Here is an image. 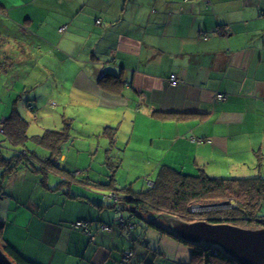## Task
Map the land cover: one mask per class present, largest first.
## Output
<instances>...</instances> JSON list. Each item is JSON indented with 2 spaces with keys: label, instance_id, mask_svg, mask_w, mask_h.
Masks as SVG:
<instances>
[{
  "label": "crops",
  "instance_id": "crops-1",
  "mask_svg": "<svg viewBox=\"0 0 264 264\" xmlns=\"http://www.w3.org/2000/svg\"><path fill=\"white\" fill-rule=\"evenodd\" d=\"M0 38L2 59L12 58L1 78L6 111L73 106L78 127L88 128L85 142L96 140L66 147L59 168L95 181L93 160L103 151L107 172V158H120L116 176L124 167L155 176L170 166L264 177V0H0ZM105 127L117 128L114 146L100 135ZM22 171L10 179L0 171L1 243L41 264L127 262L114 192L81 183L55 190L51 176L43 187L40 174ZM78 221L92 234L74 228ZM134 251L127 264H144Z\"/></svg>",
  "mask_w": 264,
  "mask_h": 264
},
{
  "label": "trees",
  "instance_id": "trees-1",
  "mask_svg": "<svg viewBox=\"0 0 264 264\" xmlns=\"http://www.w3.org/2000/svg\"><path fill=\"white\" fill-rule=\"evenodd\" d=\"M5 47L4 39L0 38V81L3 74L11 72L12 58L7 56L2 59V49ZM107 78H110L109 76ZM115 80V79H114ZM118 81V80H116ZM119 82V81H118ZM36 110V108H31ZM33 110V112H34ZM66 125L61 130H46L42 136L29 137L30 122L14 105L11 115L1 123L3 139H0V171L3 178L10 179L20 170L28 169L32 173L42 176L44 187H48L46 178L58 177L57 190L63 185L81 183L95 186L105 191L116 193L122 198L123 206L121 215L125 224L115 222L125 231H131L135 224L133 219L141 218L149 223L150 228L167 235L175 241L191 249V259L188 264H238L234 259L224 254L221 250L210 245H194L178 239L168 229L162 227L158 217H175L184 222L196 221V216L205 217L213 224L237 225L247 223L264 227V177H215L200 170L197 174H187L170 166H164L156 180L152 181L143 190H134L131 185L119 187L116 172L120 168L119 157H108L104 165L109 166L107 183L92 181L87 176H76L65 168H59L60 157L63 155L73 138V124L66 120ZM110 140L114 146L117 139V128L105 127L100 134ZM34 141L40 148L47 151L41 155L30 150L28 144ZM67 147V148H66ZM9 155V156H8ZM70 178V180H68ZM3 183L0 182V198L7 194L3 192ZM228 202L235 207L226 210L212 211L207 214H196L192 208L195 205L206 203ZM214 204V205H215ZM117 210V206L114 207ZM123 211L129 212L133 219L125 217ZM146 215H149L146 217ZM128 231V232H130ZM3 252L14 264H41L27 258L20 250L9 243H1ZM148 252V246H144Z\"/></svg>",
  "mask_w": 264,
  "mask_h": 264
},
{
  "label": "rangeland",
  "instance_id": "rangeland-1",
  "mask_svg": "<svg viewBox=\"0 0 264 264\" xmlns=\"http://www.w3.org/2000/svg\"><path fill=\"white\" fill-rule=\"evenodd\" d=\"M6 81H7V79H2L0 81V88L3 87V85L5 84ZM16 81H18V79H16V78L12 79L13 86L16 84V83H14ZM31 81L32 80L28 81L26 79V80H20L19 82L21 84H23L26 82L29 83ZM49 96L51 97V94ZM27 97L25 94H22V97H21V100L19 101V103L20 104L24 103L26 101ZM16 99H18V94L16 96ZM52 102L55 103L57 101L52 100ZM12 109H13L12 106H9V108L6 111L5 105H3L2 103L0 104V116H2L5 111L7 113L6 116L3 115L0 118V122H3L4 119H7L11 115ZM22 114H23V117L30 122L28 135L31 138L33 136H39V135L42 136L46 130H61L66 125L65 121L69 120L71 122H74L73 123V132H72L73 138L71 139L72 143H70V146H69L72 150H76V148L79 149L80 146L88 147L89 146V143H87L88 141H92V140L96 141L95 138H90V139H88L87 142H85V140H84L85 138L82 137L85 134H82L81 131L83 130L85 132L88 128L84 127V129H83V128L78 127V124L75 122V120L73 118V117H75L74 115L77 114L75 112V109L73 106H67V108H66V106H63L61 108V106L58 105L57 107L56 106L53 107L52 110H47V108L42 109L39 107L38 111L36 109V110H34V112L28 111V113H27V111L24 110V111H22ZM68 118H72L73 120L68 119ZM63 120H64V122H63ZM0 132H1V129H0ZM0 139L1 140L3 139L2 133H0ZM28 146H29L30 150H32V151H35L37 149L40 152V154H42L41 150L44 151L45 153L47 152L44 149L40 148L34 141H32V139L29 142ZM73 152L75 153L76 157H79L78 159H80L81 163L89 162V159L87 158L88 157L87 153H80V155L78 156V152H75V151H73ZM110 158H112V157H110ZM103 162H104V152L101 151L98 154V157L94 158V160H93V163L96 167L95 172H94L95 176H93L95 181L99 180V177H101L105 182L107 181L108 172H107V169L102 168ZM128 164H129V162L127 163L126 166H128ZM129 171H131V174L129 173ZM102 172H104V173H102ZM157 175L158 174H156L155 176L135 175L133 173V170L129 169L128 167H124V169L121 170V172H119V174H117L116 179L119 182L118 184L120 185V187H123L124 185H126L128 183H130V184L132 183L133 186L139 190L143 186L148 187L149 185H151V183H149V182L156 180ZM22 176L23 177L27 176V173L24 170L22 171ZM28 176H29L28 177L29 179H32V177H30V176L35 177L36 173L34 174V173L30 172ZM39 177H37V178H39ZM39 179L41 180L42 177H40ZM70 179H72V178L69 177L68 180H70ZM58 180H59L58 178L51 176L49 183L52 187H55ZM77 183H79V182H77ZM121 185H123V186H121ZM3 192H4V190H3ZM99 193H101L103 195H110L109 192L106 193V192H100L99 191ZM2 199H3V197L0 198V200H2ZM111 199L115 200L114 207L117 206V211H119L121 213L122 206H123L122 204L124 202L122 200V198L115 193ZM214 204L215 203H212V204L206 203V204L195 205L192 208V210L196 214L203 215V214H207V213L212 212V211L226 210V209H230L231 207H235V205H231L228 202L217 203L215 205ZM2 211H3V209L0 206V217H4V215L2 214ZM147 216H149V215H146V217ZM127 217H129V215H127ZM154 219L158 220L160 225L162 227H164L165 229L171 230V229L176 228L177 224L172 219V217H161V218L155 217ZM195 219H196V221L187 222V223L208 222V220H206V218L204 216L203 217L196 216ZM0 221H1V219H0ZM133 223L135 224V227H133V229H131V231L129 230L130 232L123 231L124 233L118 234V236H117V238H121V237L123 238V242H122L123 245L120 246V247H122V248H120V251L121 252L124 251L125 254H124L123 258L125 261L128 262L134 257V255H135L134 249L137 248L138 251H142V252H139V258H141L140 261H142L144 259V261H145L144 264H188V262L191 259V249L188 246L175 241L174 239L170 238L167 235H162L159 231L150 228L149 223L145 222L144 220H142L139 217L134 218ZM75 224H73L74 228L82 229V228H79L78 226H76ZM236 226H238L242 229L251 230V231H261L264 229V227H262V226L255 225V224L249 225L247 223H240V224H237ZM120 227H122V226H120ZM86 230H88V231H86ZM83 231H84V233H86L88 235L92 234L90 231V228H89V224L87 225L85 230L83 229ZM124 244L126 246H124ZM144 246H148V252H146ZM127 262H121V264H127ZM136 262H138V261H136Z\"/></svg>",
  "mask_w": 264,
  "mask_h": 264
},
{
  "label": "water",
  "instance_id": "water-1",
  "mask_svg": "<svg viewBox=\"0 0 264 264\" xmlns=\"http://www.w3.org/2000/svg\"><path fill=\"white\" fill-rule=\"evenodd\" d=\"M176 228L169 230L178 239L194 245H210L238 264H264V229L251 231L231 224L187 223L172 217ZM3 224L0 223V231ZM0 264H14L3 252L0 238Z\"/></svg>",
  "mask_w": 264,
  "mask_h": 264
},
{
  "label": "built area",
  "instance_id": "built-area-1",
  "mask_svg": "<svg viewBox=\"0 0 264 264\" xmlns=\"http://www.w3.org/2000/svg\"><path fill=\"white\" fill-rule=\"evenodd\" d=\"M98 24H100V21H98ZM63 31H64L63 29L60 30V32H63ZM170 83L173 86H177L180 83V80L175 74H173V75L170 76ZM225 99H226V95L225 94H217V100L218 101H224ZM200 142H202V140H200ZM151 185H152V183H151ZM121 219H122L121 221H124L123 218H121ZM75 225L78 226L79 228H82V229L85 230V228L87 227L88 224L86 222H84V221H78V222H76ZM103 228L105 229V231H110L111 230V227H109V226H104ZM88 230H86V231H88Z\"/></svg>",
  "mask_w": 264,
  "mask_h": 264
}]
</instances>
